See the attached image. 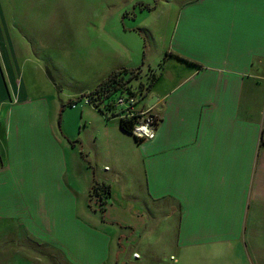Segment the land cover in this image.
Listing matches in <instances>:
<instances>
[{
    "label": "crops",
    "instance_id": "0c3cea01",
    "mask_svg": "<svg viewBox=\"0 0 264 264\" xmlns=\"http://www.w3.org/2000/svg\"><path fill=\"white\" fill-rule=\"evenodd\" d=\"M162 6L175 17L165 20L171 38L162 60L148 68L158 77L148 100L156 97V137L138 143L85 101L86 128L96 131L89 141L109 162L102 170L82 141L93 171L86 192L69 178L81 166L71 167L62 139L61 86L45 66L51 91L35 94L18 64L26 54L0 32V264H127V247L145 250L159 215L176 220L177 264H264V0ZM157 7L130 0L114 15L126 31V20L154 16ZM90 16L106 31L109 11ZM126 43L124 34L107 33V58L117 59L110 74L140 69ZM95 182L111 186L103 213L91 197ZM118 203L137 218L115 216Z\"/></svg>",
    "mask_w": 264,
    "mask_h": 264
},
{
    "label": "rangeland",
    "instance_id": "374dc122",
    "mask_svg": "<svg viewBox=\"0 0 264 264\" xmlns=\"http://www.w3.org/2000/svg\"><path fill=\"white\" fill-rule=\"evenodd\" d=\"M142 1L152 3V6L158 3L157 10L153 12L154 16L144 12L137 20H126L133 27L125 31L114 12L130 0H0V32L3 35L7 32L16 41L18 49L21 48L23 54H26V63L24 64L22 58L18 62L24 83L28 84L35 94H48L51 84L43 69L48 66L55 76L56 83L61 86L59 94L65 106L92 91L95 85L110 74L111 66L117 59L107 58L109 55L103 44L107 33L125 35L130 44L126 43V46L134 58V66L140 68L136 70L143 71L140 74L141 79L130 82L132 88H137L139 82L147 83L149 75L153 74L148 71L149 66L162 60L168 45L166 38L170 42L171 31L165 20L169 22L170 19L174 20L175 16L174 12L169 14L170 10L162 6L169 0ZM108 11L110 21L104 26L106 31L103 30L101 22L90 25V15L101 19V14ZM146 28L151 34H148ZM25 65L27 67L23 69ZM86 109L91 108L85 103V99H82L75 107L62 108L61 114L62 139L72 151V158L69 159L71 167L75 164L74 161H78L81 166L76 173L71 169L69 176L72 183L73 179L78 180L79 192H86V188L90 187L89 177L93 172L80 152L82 141L85 148L91 152L92 159L100 162L99 167L102 166V170H106L105 164L109 163L101 161L100 148L97 150V144L89 141L96 131L92 132L93 127L86 128L89 126L84 122L87 119ZM90 142L93 147H90ZM118 210L130 218H137L136 213H131L128 207L121 208L120 203L114 206L111 212L116 216L115 212ZM141 213L145 216L143 211ZM161 214L165 216L167 211ZM165 217L159 215L155 227L149 224L153 232L148 235L150 238L147 237L148 246L145 250L140 244L127 247V264H177L173 261L174 258L171 260V256L175 255L171 239L176 220L173 218L171 222H166ZM144 219H147V216ZM153 242L167 244L156 252V249L150 246ZM135 252L144 256L143 259H139V256L136 258Z\"/></svg>",
    "mask_w": 264,
    "mask_h": 264
},
{
    "label": "trees",
    "instance_id": "16d2710c",
    "mask_svg": "<svg viewBox=\"0 0 264 264\" xmlns=\"http://www.w3.org/2000/svg\"><path fill=\"white\" fill-rule=\"evenodd\" d=\"M182 59L181 57L177 56ZM185 60V59H182ZM186 61V60H185ZM141 70H120L113 72L109 75L107 79H105L100 85L96 87L93 91L82 95L77 101H71L67 105H63V109L65 107H74L79 101L85 99L86 103L96 109L102 116H104L107 120H112L114 117H109V113H113V101L126 89V85L132 82V80L141 79ZM158 77L157 75L151 74L148 77L147 83L139 82L138 89L139 93L146 91L144 98H149V94L151 92L152 87L156 83ZM134 122L132 121H120L121 129L132 135V128ZM135 138V137H134ZM135 140L140 143L141 140L135 138ZM97 196L100 201V210L103 213L105 211L104 205L108 203V199L111 197V186L107 183H99L95 182L91 189V197Z\"/></svg>",
    "mask_w": 264,
    "mask_h": 264
},
{
    "label": "built area",
    "instance_id": "2783aa9c",
    "mask_svg": "<svg viewBox=\"0 0 264 264\" xmlns=\"http://www.w3.org/2000/svg\"><path fill=\"white\" fill-rule=\"evenodd\" d=\"M145 92L139 93L138 89L127 84L124 92L113 101L114 116L109 113V117L119 121L133 120L132 135L141 141L154 139L159 125V117L148 104L149 98H144Z\"/></svg>",
    "mask_w": 264,
    "mask_h": 264
},
{
    "label": "water",
    "instance_id": "95a60500",
    "mask_svg": "<svg viewBox=\"0 0 264 264\" xmlns=\"http://www.w3.org/2000/svg\"><path fill=\"white\" fill-rule=\"evenodd\" d=\"M155 100H156V97H154V100L153 101H150L149 102V106H153V104H154L153 102H155Z\"/></svg>",
    "mask_w": 264,
    "mask_h": 264
}]
</instances>
